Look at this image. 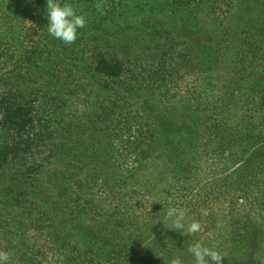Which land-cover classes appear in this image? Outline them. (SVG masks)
<instances>
[{"label": "rangeland", "instance_id": "rangeland-1", "mask_svg": "<svg viewBox=\"0 0 264 264\" xmlns=\"http://www.w3.org/2000/svg\"><path fill=\"white\" fill-rule=\"evenodd\" d=\"M72 1L69 13L56 16V21L63 23L73 19L77 25L82 20L76 18L77 0ZM29 2L0 0V75L13 71L9 74L12 76L9 86L0 83V95H26L32 84L27 81L31 67L24 58L29 36L24 33L29 26ZM123 2L137 6L144 0ZM150 17L160 21L156 32L160 35L164 31L160 23H169L170 31L175 22L167 12L159 17L150 13ZM87 21L86 18L85 23ZM204 21L205 17L201 25ZM52 28L58 27L52 24ZM113 31L112 44L117 49L113 47L112 55L124 63L132 62L129 66L133 69L150 64L149 55L155 57L165 51L159 36L144 35L138 43L132 44L127 37ZM50 34L52 36L47 35L50 39L61 40L59 33L52 31ZM97 34L91 30L85 37ZM43 35L37 34L38 37ZM184 35L183 29H176L171 36L165 33L167 39L177 37L180 41L185 39ZM87 42L83 41L81 47L85 48ZM167 43L173 44L168 40ZM51 50H54L53 55H58L56 46ZM205 56L209 57L207 62L192 65L185 73L178 69L179 63L165 65L166 71L174 74L164 91L153 81L142 83L136 88L139 97L134 99L128 94L132 86L130 81L123 79L120 85L114 84L116 90H99L87 73L75 67L74 88L66 90L64 78L67 76L61 61H41L37 70L42 72L39 78L42 81L37 86L48 92L35 104V112L50 125L52 136L46 135L44 143L33 148L35 151L30 158L29 151L33 149L25 148L29 146L25 133L19 157L27 155L29 159L26 162L10 159L9 166H0V177L13 178L17 189L23 179L35 185L28 188L24 184L26 190L23 191L26 199L31 200L32 214L41 220L35 225L21 224L20 208L14 205L17 193L11 191L14 187L8 184L9 179H0V264H126L122 259L118 261V249L129 245L135 234L137 242L131 250L126 247L123 252L126 256L132 251L127 257L137 258L135 264H264V172L249 182L252 185L249 195L240 192L249 178L233 173L256 150L264 147V140L246 149L242 158L238 156V160L230 162L232 168L225 172L222 162L210 165L205 152L206 139L200 141L197 137L202 126L216 123L213 114H219V119L227 114L224 111L232 110L239 117L248 111L259 112L258 95L264 94V62L242 63L238 51L226 49L224 45L206 50ZM183 73L185 77L178 78ZM114 91L121 96L116 105L123 112L138 109L155 116L151 120L157 133L151 147L153 157L130 173L116 154L115 142L110 138H98L92 133L90 123L96 119L99 106L103 109L115 100ZM52 104L60 107L62 114L50 108ZM209 114L213 115L211 119ZM197 117L201 125L194 121ZM263 123L264 118L258 117V125L262 127ZM66 127L74 131H64ZM101 127L110 128L106 124ZM171 127L177 137L181 133L187 136V144L178 147V152L193 151L192 162H196L191 164L192 169L182 176L181 182L176 178V186L171 182L166 185L167 177L174 171L173 161L157 158V153L163 152L162 146L166 147L163 138L166 141L171 138L166 134ZM4 130L9 139L18 136L13 127ZM65 145H71L79 155L76 158L79 162L73 163L75 171L81 175L78 178L88 179L82 189L83 200L75 208L70 207L69 195L62 185L61 173L70 163L68 157H60ZM96 162L102 165L98 169ZM210 184L225 185L230 191L207 196L206 187ZM254 185L257 188L254 189ZM37 193L40 196H36ZM134 201L139 202L137 206H133ZM150 212L160 216L142 222L132 229L133 234L129 226L131 220L127 217L139 216L141 220Z\"/></svg>", "mask_w": 264, "mask_h": 264}, {"label": "trees", "instance_id": "trees-1", "mask_svg": "<svg viewBox=\"0 0 264 264\" xmlns=\"http://www.w3.org/2000/svg\"><path fill=\"white\" fill-rule=\"evenodd\" d=\"M72 2V0H30L28 3L29 26L26 27L24 33H28L29 36L24 58L27 65L31 67L27 81L32 84L29 93H26V95H22V93L0 95V132L2 134L0 136V166L6 164L9 166L12 163V161H9L10 159H24L25 162L29 159L27 155L19 157L26 137L25 133L29 137L26 141V144L29 142V146L26 145L25 148H29V150L40 147L44 143L46 135H49L50 138L52 136V133L49 134L50 125L48 126L35 112L37 111L35 104L42 99L43 95L46 97L48 92V90L37 86L42 81V79L39 80L42 72L37 69H39L40 63L44 61H54L56 59L61 61L67 76L64 78L66 90L74 88V78L72 76L73 67H75L80 68L79 71L87 73L90 79L93 80L92 84L96 83L99 90H116L114 84L120 85L123 79L130 81L129 83L132 86L129 87L131 92L128 94L132 99L139 97L136 88L142 83L149 84L153 81L161 91H164L174 74L166 71L165 65L171 66L174 62L179 63L178 69L184 70L182 72L185 73L186 68H191L192 65L199 66L201 62H207L209 57L205 56V51L220 45H224L226 49L230 48L238 51L242 63L264 62V0H144L143 3L137 6L125 4L123 0H77L76 18L81 17L82 20L77 25H74L75 20L73 19H67L63 23L56 21V16L69 13ZM164 12L175 19V22L171 25L170 31L169 23H160L161 27L164 28L163 34L160 35V33H156L159 31L160 21L150 17V13L159 17ZM203 17H205V21L201 25ZM86 18L89 22L85 23ZM52 24L58 28H52ZM176 29L184 30V40L180 41L177 37H169L168 39L165 37L166 32L168 36H171ZM91 30L98 32V34L86 39L87 32ZM113 30L121 33V36L127 37L132 44L138 43L144 35L148 37L159 36L164 42L165 51L155 57L149 55L150 64L145 66L141 64L138 66L139 68L133 69L129 66L133 64L132 62L124 63L121 59L112 55L115 50L113 47L116 48L112 44V36L115 32ZM52 31L59 33L58 36H62L60 41L52 40L47 36L48 33L52 36L50 34ZM39 33H43L45 37H38L37 34ZM167 40L173 44L167 43ZM83 41H88L85 48L81 47ZM175 41H178V43H175ZM55 46L58 48L55 51L58 55H53L54 50H51ZM162 55L167 58L159 59V56ZM141 67H143V70H141ZM21 68L23 69V66ZM45 68L47 69L48 66ZM18 69L16 67L15 70L18 71ZM10 72L13 73V71L1 73L0 83L3 82L5 86L12 83V76H9ZM184 73L179 74L178 78H184ZM258 96V113L248 111L239 117L232 110L224 111L227 114L225 117L220 116L219 119L217 118L219 114L217 116L213 114L216 118L215 124L211 123L208 127L202 126L197 137L200 141L206 139L205 145L207 148L205 152L207 153L206 156H209L208 161L212 167L222 162L224 171H229L232 168L229 165L230 162L238 160V156L239 159L242 158L246 149L253 147L257 141L264 140V123L261 125L262 127L258 125V117L262 116L264 118V94L261 93ZM120 97L118 92L114 91L113 99L115 98V100L103 109L99 106L96 119L90 120V123H92V133L96 134L98 138H110L115 142L116 154L120 156L123 165L130 173L153 157L150 153L152 145L156 142L157 133L152 128L151 120L155 116L143 113L138 109L123 112L120 106L116 105L120 103ZM63 104L67 106L64 98ZM50 108H53L54 111L57 109L56 111L62 114L60 107L52 104ZM68 110L70 109L68 108ZM213 115H210L209 118L211 119ZM194 121L201 125L199 117ZM105 124L113 129L109 130L110 128L104 129L101 127ZM12 127L17 129L18 136L9 139L5 136L6 131L4 129ZM176 130H178L177 127ZM64 131L73 132L74 129L66 127ZM166 134L170 135L171 138L168 141L163 138L166 147L162 146L163 152L161 154L157 153V158L173 161L174 171L169 175L170 180L167 177L166 185L171 182L176 186L178 181L181 182L182 176L192 169L191 164L196 162H192L193 151L178 152V147L182 148L187 144V141H185L187 136L181 133L177 137V132L174 131L173 127L167 130ZM34 151V149L29 151L31 152L30 158ZM63 155L69 158L70 163L61 173L62 185L69 195L70 207L75 208L83 200L82 189L88 183V179L78 178L81 175L75 171L76 167L73 163L79 162L76 160L79 155L71 145L64 146L60 157ZM101 166L96 162V169ZM263 172L264 147L256 150L253 156L233 171V173L244 179L249 178L247 185L240 192L249 195L248 190L252 186L249 185V182ZM244 173H246V176H244ZM0 179L8 180L9 178L3 175ZM12 180L13 178H10L8 184L14 187ZM24 184L28 188L35 186L30 181L23 179L19 182L18 189L14 187L11 190L17 193L14 194V205L20 208L21 224H39L41 218L32 214V206L29 204L31 200L26 199V194L23 191L26 190L23 189ZM255 188H257V185H254ZM224 191L228 192L230 190L225 185L217 187L210 184L206 187V195L211 197ZM36 196H40V194L37 193ZM138 203V201H134L133 206H137ZM158 216L160 215L150 212L147 216L144 215L141 220L139 216L133 219L128 216L127 219L131 220L129 226L135 234L132 229L139 227L138 225L142 222L145 223L147 219H155ZM241 230H243V227ZM134 237L130 238L129 245L126 244L118 249V255H120L118 261L122 259L123 263L135 264L137 258L127 257L133 254L132 251H129L126 256L123 254L126 247L131 250L133 244L137 242L138 235L135 234Z\"/></svg>", "mask_w": 264, "mask_h": 264}]
</instances>
